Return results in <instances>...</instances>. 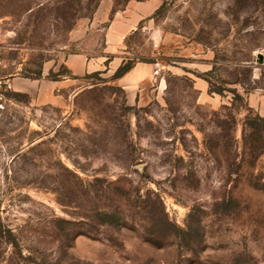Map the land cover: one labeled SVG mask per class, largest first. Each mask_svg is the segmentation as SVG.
<instances>
[{
  "label": "rangeland",
  "instance_id": "1",
  "mask_svg": "<svg viewBox=\"0 0 264 264\" xmlns=\"http://www.w3.org/2000/svg\"><path fill=\"white\" fill-rule=\"evenodd\" d=\"M128 9L142 98L118 68L39 96L69 55L112 60ZM0 58V264H264V0H0Z\"/></svg>",
  "mask_w": 264,
  "mask_h": 264
},
{
  "label": "crops",
  "instance_id": "2",
  "mask_svg": "<svg viewBox=\"0 0 264 264\" xmlns=\"http://www.w3.org/2000/svg\"><path fill=\"white\" fill-rule=\"evenodd\" d=\"M108 15V8L104 6L98 9L95 18L104 21L108 18ZM142 18V15L129 9L120 14H115L106 32L107 47L104 53L114 55L109 62V66L106 67L105 62L108 58L104 56L96 59H89L83 54L69 55L66 57L64 65L70 70L72 78L65 77L61 80L49 81L48 84L52 92L41 93L39 96L44 98L46 102L59 103L62 97L63 99L70 97L76 90L82 87L81 81L86 74L103 70L107 72L115 71L124 59L121 58L119 61V57L117 56L118 45L121 44L128 34L136 30ZM151 79L152 74L149 66L146 63H138L130 72L118 80L126 90L128 103H136L139 99V93L141 94L140 98H142ZM60 89H63L64 92L55 94V91L58 92Z\"/></svg>",
  "mask_w": 264,
  "mask_h": 264
},
{
  "label": "trees",
  "instance_id": "3",
  "mask_svg": "<svg viewBox=\"0 0 264 264\" xmlns=\"http://www.w3.org/2000/svg\"><path fill=\"white\" fill-rule=\"evenodd\" d=\"M111 60V58H109L107 61H106V64H108V62ZM136 65V62L132 61V60H129L127 62H124L117 70L116 72L114 73L113 77L115 79H119L121 77H123L124 75H126L128 72H130L134 66ZM98 73H101V72H96L94 74H98ZM42 77V73L39 72L37 75H36V78L39 79ZM49 79L51 80H59L60 78L62 77H72V74L70 72V70L64 65L62 67V69L60 71H58L57 73L53 72V71H50L49 75H48ZM264 120V118H263Z\"/></svg>",
  "mask_w": 264,
  "mask_h": 264
},
{
  "label": "built area",
  "instance_id": "4",
  "mask_svg": "<svg viewBox=\"0 0 264 264\" xmlns=\"http://www.w3.org/2000/svg\"><path fill=\"white\" fill-rule=\"evenodd\" d=\"M3 67H4V61L0 58V114L3 113L6 105V97L4 91L6 90L7 87L10 86L9 80H6L4 77L1 76ZM159 72H160V68L155 69L153 72L154 76L159 75Z\"/></svg>",
  "mask_w": 264,
  "mask_h": 264
}]
</instances>
